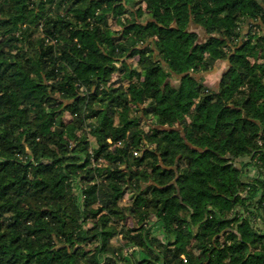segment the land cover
<instances>
[{
    "label": "trees",
    "instance_id": "trees-1",
    "mask_svg": "<svg viewBox=\"0 0 264 264\" xmlns=\"http://www.w3.org/2000/svg\"><path fill=\"white\" fill-rule=\"evenodd\" d=\"M263 174L264 0H0V264H264Z\"/></svg>",
    "mask_w": 264,
    "mask_h": 264
},
{
    "label": "crops",
    "instance_id": "crops-1",
    "mask_svg": "<svg viewBox=\"0 0 264 264\" xmlns=\"http://www.w3.org/2000/svg\"><path fill=\"white\" fill-rule=\"evenodd\" d=\"M224 65V63L218 65L216 68H214V70L208 72V74L204 76V83L207 86H210L211 88H215L217 86L218 81L220 80V77L224 71V68L222 67ZM249 173L252 174L251 172Z\"/></svg>",
    "mask_w": 264,
    "mask_h": 264
},
{
    "label": "rangeland",
    "instance_id": "rangeland-1",
    "mask_svg": "<svg viewBox=\"0 0 264 264\" xmlns=\"http://www.w3.org/2000/svg\"><path fill=\"white\" fill-rule=\"evenodd\" d=\"M114 27L116 26L114 23L112 24ZM224 69H225V65L224 66H222ZM208 73H205L204 74V76H206ZM252 174H254L255 173V171H253V170H251L250 171ZM263 176H264V174H263ZM124 201L126 202V203H128V196L127 195H125L124 196Z\"/></svg>",
    "mask_w": 264,
    "mask_h": 264
},
{
    "label": "built area",
    "instance_id": "built-area-1",
    "mask_svg": "<svg viewBox=\"0 0 264 264\" xmlns=\"http://www.w3.org/2000/svg\"><path fill=\"white\" fill-rule=\"evenodd\" d=\"M255 226H256V227H259V223H257V221H256V223H255Z\"/></svg>",
    "mask_w": 264,
    "mask_h": 264
}]
</instances>
